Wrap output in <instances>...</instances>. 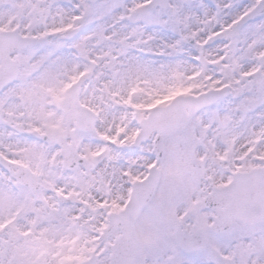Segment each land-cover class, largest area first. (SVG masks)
<instances>
[{
    "label": "snow or ice",
    "instance_id": "obj_1",
    "mask_svg": "<svg viewBox=\"0 0 264 264\" xmlns=\"http://www.w3.org/2000/svg\"><path fill=\"white\" fill-rule=\"evenodd\" d=\"M0 264H264V0H0Z\"/></svg>",
    "mask_w": 264,
    "mask_h": 264
}]
</instances>
